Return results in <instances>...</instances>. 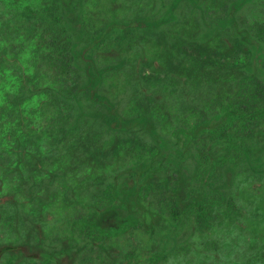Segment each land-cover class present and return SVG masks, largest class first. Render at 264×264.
<instances>
[{"label": "trees", "instance_id": "1", "mask_svg": "<svg viewBox=\"0 0 264 264\" xmlns=\"http://www.w3.org/2000/svg\"><path fill=\"white\" fill-rule=\"evenodd\" d=\"M86 249L264 264V0H0V264Z\"/></svg>", "mask_w": 264, "mask_h": 264}, {"label": "rangeland", "instance_id": "2", "mask_svg": "<svg viewBox=\"0 0 264 264\" xmlns=\"http://www.w3.org/2000/svg\"><path fill=\"white\" fill-rule=\"evenodd\" d=\"M222 23H224V21H222V20H217V19H215L214 21H213V24L215 25V27H220L221 25H222ZM81 45V44H80ZM125 98H126V95H125ZM123 105L124 104H126V101H123V103H122ZM137 132L139 133V134H141V135H143L145 138H147V139H149V140H151L152 141V137L150 136V134L147 132V131H145L142 127H139V128H137ZM134 202L132 201V204H133ZM138 203V202H137ZM128 204H130V203H128ZM138 205L140 206V209H142L143 208V205L141 204V203H138ZM127 207H128V205H127ZM119 243V242H118ZM127 249H128V247L124 244V245H122L120 248H119V252L121 253V258H123V254L127 251ZM218 264H223V263H218Z\"/></svg>", "mask_w": 264, "mask_h": 264}, {"label": "flooded vegetation", "instance_id": "3", "mask_svg": "<svg viewBox=\"0 0 264 264\" xmlns=\"http://www.w3.org/2000/svg\"><path fill=\"white\" fill-rule=\"evenodd\" d=\"M37 231H38V226H37ZM38 233V232H37ZM10 235H4V237H5V239H4V242H6V243H9V241L10 240H8V237H9ZM38 243V242H37ZM85 252H87V254H88V256H87V258H86V261H85V264H88V262H89V250L88 249H86V250H84ZM9 252H11V249H8V253ZM36 257H38V253L37 254H35V258ZM1 260H2V258H1ZM3 264H12L11 263V260L10 259H3V262H2ZM33 262L31 261V260H28V261H23V258H21L20 259V261H19V263L18 264H32Z\"/></svg>", "mask_w": 264, "mask_h": 264}]
</instances>
